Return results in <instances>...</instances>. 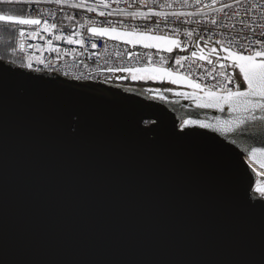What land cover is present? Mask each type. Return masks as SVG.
Here are the masks:
<instances>
[{
  "label": "water",
  "instance_id": "95a60500",
  "mask_svg": "<svg viewBox=\"0 0 264 264\" xmlns=\"http://www.w3.org/2000/svg\"><path fill=\"white\" fill-rule=\"evenodd\" d=\"M10 16L0 22L19 26ZM99 29L109 34L95 36L130 49L187 50L175 38ZM170 40L180 47L168 52ZM201 43L195 58L232 66L225 48ZM3 68L11 71L0 72V264H264V183L255 185L245 161L264 171V151L250 154L264 149V121L217 131L238 114L198 107L190 94L212 90L179 73L161 79L162 67L119 71L148 86L0 58ZM184 120L215 127L179 129Z\"/></svg>",
  "mask_w": 264,
  "mask_h": 264
},
{
  "label": "built area",
  "instance_id": "2783aa9c",
  "mask_svg": "<svg viewBox=\"0 0 264 264\" xmlns=\"http://www.w3.org/2000/svg\"><path fill=\"white\" fill-rule=\"evenodd\" d=\"M0 3L18 5L23 10L20 17L42 21L39 26L19 25L14 45V51L22 57L19 66L81 81H113L114 71L156 66L219 92L221 88L215 85L230 86L224 83L221 73L234 74L215 62L192 56L197 42L249 55L261 49L256 40H264V0H0ZM77 4L81 7L72 6ZM89 7L92 11H88ZM91 27L175 38L187 50L163 53L130 49L126 44L89 34ZM21 28L26 33L23 38L19 36ZM179 57L184 59L176 64ZM29 63L31 67H27Z\"/></svg>",
  "mask_w": 264,
  "mask_h": 264
},
{
  "label": "snow or ice",
  "instance_id": "6c2138e0",
  "mask_svg": "<svg viewBox=\"0 0 264 264\" xmlns=\"http://www.w3.org/2000/svg\"><path fill=\"white\" fill-rule=\"evenodd\" d=\"M75 8L81 7V5H72ZM224 7H230L229 5H225ZM88 11H92L89 7ZM159 15V13H157ZM6 20L15 21L21 26H39L42 21L37 18H24V17H5ZM177 20L180 19L179 16L176 17ZM43 23L47 24V21H43ZM212 23H215L213 21ZM50 27L55 28V25H51ZM90 31L94 35H107L109 34L108 29H99L92 28ZM187 35H191V33H186ZM128 36H134V34H126ZM20 37H25L26 33L23 28L19 31ZM149 39H162L161 37H149ZM71 42V41H69ZM143 42L142 40H138L135 38L128 39V43H136ZM256 43L261 45L260 50H253L251 54L244 55L242 52H232L228 48H225V52L228 53V59L233 61L232 68L238 69L233 76H228L224 73H221L223 76V80L225 84L230 85L229 87H223L221 85H215L214 87H220L221 90L217 91H204L203 96L195 95V93L190 94L191 98H193L197 106L200 108H220L223 111V106L227 105L229 110L238 114L235 116V123L233 119H229L224 122L223 128H218L217 131L222 132H231L234 130V127H238L240 124H243L246 119L249 120H261L264 121V40L257 39ZM95 47V45H93ZM145 47H158L159 45L145 43ZM166 50L171 52L173 48H179L180 44L176 40H170L166 44ZM196 52H192V56H196ZM259 58V59H258ZM184 57H179L175 60L176 64H180L181 60ZM27 67H31L29 63ZM11 69L3 68L0 69L2 73H8ZM131 71V70H130ZM161 72L159 78H165V75L169 78L173 77V73L167 72V70H157ZM242 77V78H241ZM156 75L152 76H137L135 73L132 75V79H156ZM179 79H183L181 77H176L171 79V83L175 84ZM246 85V86H245ZM194 88H199V85H193ZM180 95H185L184 93H180ZM161 99H164L161 96ZM259 111L260 116L257 117L253 113ZM247 114V115H245ZM156 121H152L154 125ZM189 124H200L202 128H213L214 125L211 124H201L198 120H184L183 123L179 124V129H185ZM191 130L183 131L178 134L180 135H188ZM264 151V149L252 148L251 155H255L257 152ZM257 192L261 197H264V188H257ZM261 207H264V200L260 202Z\"/></svg>",
  "mask_w": 264,
  "mask_h": 264
},
{
  "label": "trees",
  "instance_id": "16d2710c",
  "mask_svg": "<svg viewBox=\"0 0 264 264\" xmlns=\"http://www.w3.org/2000/svg\"><path fill=\"white\" fill-rule=\"evenodd\" d=\"M22 12V8L18 5L0 3V13L20 16ZM18 27L17 25L0 22V58L20 65L22 64V57L14 51ZM227 69L233 71L234 75L238 72L232 66H227Z\"/></svg>",
  "mask_w": 264,
  "mask_h": 264
},
{
  "label": "flooded vegetation",
  "instance_id": "af4514ba",
  "mask_svg": "<svg viewBox=\"0 0 264 264\" xmlns=\"http://www.w3.org/2000/svg\"><path fill=\"white\" fill-rule=\"evenodd\" d=\"M203 47L208 51V52H212L214 49H216L215 46H211L208 44H202ZM130 74L128 73H116L113 76V83L115 84H124V85H137V86H145V85H152L151 83H144L141 81H138L136 83H131L130 81Z\"/></svg>",
  "mask_w": 264,
  "mask_h": 264
},
{
  "label": "bare ground",
  "instance_id": "6f19581e",
  "mask_svg": "<svg viewBox=\"0 0 264 264\" xmlns=\"http://www.w3.org/2000/svg\"><path fill=\"white\" fill-rule=\"evenodd\" d=\"M245 161L247 162L248 166L250 167V169L254 173L255 177H256V174L263 173V171H260V169H258L255 165H253L251 162H249L246 158H245Z\"/></svg>",
  "mask_w": 264,
  "mask_h": 264
},
{
  "label": "rangeland",
  "instance_id": "374dc122",
  "mask_svg": "<svg viewBox=\"0 0 264 264\" xmlns=\"http://www.w3.org/2000/svg\"><path fill=\"white\" fill-rule=\"evenodd\" d=\"M261 183H264V171L263 173L256 174V177H255V185L261 184Z\"/></svg>",
  "mask_w": 264,
  "mask_h": 264
}]
</instances>
